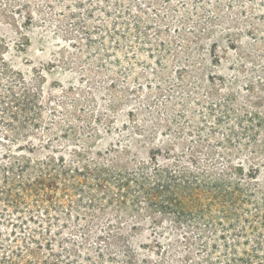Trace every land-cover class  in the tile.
<instances>
[{
  "label": "rangeland",
  "instance_id": "1",
  "mask_svg": "<svg viewBox=\"0 0 264 264\" xmlns=\"http://www.w3.org/2000/svg\"><path fill=\"white\" fill-rule=\"evenodd\" d=\"M259 1H173L176 12L164 17L167 33L162 26L160 39L155 41L154 32L148 36L152 57L141 51L135 59H122L119 52L98 70L96 61L73 64L83 55L69 47L72 37L45 31L38 17L23 31H17L25 24L23 16L0 20L3 197L51 199L79 225L89 219L83 216L101 211L118 212L121 222L134 223L133 181L154 168V179L168 183L178 197L176 211L185 213L197 203L200 195L189 190L191 184L176 182L175 171L182 165L195 170L184 180L198 173L199 179L220 186H241L253 195L251 207H263L264 69L256 62L250 71L237 60L254 45L247 31L261 35L243 26L241 14L247 7L248 20L262 27ZM217 13L221 22L210 23ZM231 14L237 23L227 21ZM17 32L25 35L26 47L15 46ZM190 153L201 171L190 163ZM251 167L258 170L254 179L246 177ZM137 229L131 243L140 252L139 244L149 242L148 221Z\"/></svg>",
  "mask_w": 264,
  "mask_h": 264
},
{
  "label": "trees",
  "instance_id": "2",
  "mask_svg": "<svg viewBox=\"0 0 264 264\" xmlns=\"http://www.w3.org/2000/svg\"><path fill=\"white\" fill-rule=\"evenodd\" d=\"M173 1L176 0H0V20L9 21L14 14L23 16L25 24L17 23V31H23L38 17L45 31L51 30L54 36L62 31L72 37L69 47L83 55L74 57L73 64L93 66L96 61L98 70L119 52L122 59L128 55L135 59L136 52L141 51L152 57L148 36L154 32L155 41L160 39L162 26L163 33H167L169 21L164 17L167 11L176 12ZM259 2L257 5L263 7L264 0ZM246 8L241 12L243 26L261 35L258 38L247 31L254 45L249 54H237V60L241 67L249 65L250 71H254L256 62H261L257 66L264 69V21L257 28L248 20L251 16ZM215 9L219 12V8ZM210 18V23L221 22L219 13ZM227 21L237 23L239 19L231 14ZM196 32L206 34L205 29ZM17 34L20 39L15 46L26 47L25 35ZM0 61L5 68V61ZM155 157L152 155L150 161L157 167ZM189 161L196 165L197 172L202 170L192 153ZM156 170L139 173L133 181L137 192L130 205L134 223L121 222L118 212L101 211L99 215L83 216L89 219L81 225L78 221L74 224L71 214L63 213V207L51 199L43 202L17 197L14 202L9 193L3 197L0 192V264H264V206L251 207L253 195L249 191L232 183L220 186L211 179H199L198 173L188 182L183 176L192 178L195 170L190 172L181 165L175 171L176 182L191 184L189 190L200 196L188 211L180 213L174 208L179 199L171 186L154 179ZM257 171L251 167L246 177L254 179L252 173ZM172 179L174 176L169 180ZM201 199L204 203H200ZM143 221L149 223V242L140 243L141 251L137 252L131 243V232L138 230Z\"/></svg>",
  "mask_w": 264,
  "mask_h": 264
}]
</instances>
